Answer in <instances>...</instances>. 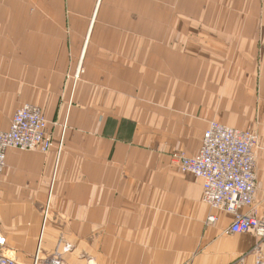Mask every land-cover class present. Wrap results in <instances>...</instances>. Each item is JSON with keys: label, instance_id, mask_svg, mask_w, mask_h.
Here are the masks:
<instances>
[{"label": "crops", "instance_id": "obj_1", "mask_svg": "<svg viewBox=\"0 0 264 264\" xmlns=\"http://www.w3.org/2000/svg\"><path fill=\"white\" fill-rule=\"evenodd\" d=\"M24 104L53 146L7 151L0 234L18 264L264 260L173 159L212 120L256 132L240 212L264 221V0H0V130Z\"/></svg>", "mask_w": 264, "mask_h": 264}, {"label": "built area", "instance_id": "obj_2", "mask_svg": "<svg viewBox=\"0 0 264 264\" xmlns=\"http://www.w3.org/2000/svg\"><path fill=\"white\" fill-rule=\"evenodd\" d=\"M83 69H79V79ZM49 122L41 108L24 104L14 115L9 130H0V178L6 168L7 151L38 150L47 153L53 146V139L48 132ZM259 147L257 133L234 128L218 121L209 122L199 152L187 156L177 152L183 173H191L202 181L203 201L212 208L232 213L235 216L229 231L233 233H251L264 238V221L253 212L241 213L242 207L252 208L258 189L256 173V150ZM217 220L211 215L208 222ZM5 239L0 234V264H18L13 258L3 253ZM64 251L71 250L67 244ZM34 264H38V261ZM47 264H66L60 253L51 258ZM256 264H264L258 259Z\"/></svg>", "mask_w": 264, "mask_h": 264}, {"label": "rangeland", "instance_id": "obj_3", "mask_svg": "<svg viewBox=\"0 0 264 264\" xmlns=\"http://www.w3.org/2000/svg\"><path fill=\"white\" fill-rule=\"evenodd\" d=\"M249 131H251V130H249ZM252 132H253V131H252ZM255 133H256V132H255ZM173 159H174L176 162H178V160L176 159V157L173 156ZM190 174H191V173H190ZM192 175H193V174H192ZM193 176H194V175H193ZM197 179H198V178H197ZM66 245H67V244H65V246H66ZM65 246H64V247H65ZM71 249H72V247H71Z\"/></svg>", "mask_w": 264, "mask_h": 264}, {"label": "bare ground", "instance_id": "obj_4", "mask_svg": "<svg viewBox=\"0 0 264 264\" xmlns=\"http://www.w3.org/2000/svg\"><path fill=\"white\" fill-rule=\"evenodd\" d=\"M202 145V144H201ZM201 148V147H200ZM190 157H193V156H190ZM181 170V169H180ZM202 186H203V184H202Z\"/></svg>", "mask_w": 264, "mask_h": 264}]
</instances>
